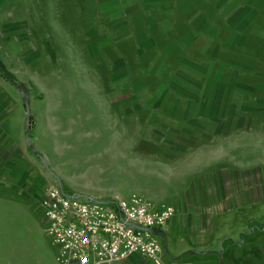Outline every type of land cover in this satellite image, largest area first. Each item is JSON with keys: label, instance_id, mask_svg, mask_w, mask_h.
Instances as JSON below:
<instances>
[{"label": "rangeland", "instance_id": "1", "mask_svg": "<svg viewBox=\"0 0 264 264\" xmlns=\"http://www.w3.org/2000/svg\"><path fill=\"white\" fill-rule=\"evenodd\" d=\"M95 2L0 0V59L27 88L29 113L34 116L29 138L50 169L63 183L69 176L75 183L98 184L112 195L117 192L119 197L129 198L132 193H137L156 204L175 205V194L182 192L196 175L226 164L231 167V172L237 170V192L241 195L238 204L231 209H241L237 221L241 222L242 231L250 233L253 227L248 224L264 223V49L260 47V52L253 53L242 45L237 50L243 52L232 55L234 65L226 61V66H231L225 71L227 78L223 85L211 89L209 96L219 93L224 100L220 102V111L236 110L237 117L225 118L226 135L216 129L212 120L206 129L213 131L209 133V140L179 158L178 173L175 174V168L160 164L154 155L137 148L138 144L155 140L152 131L160 119H150L145 113L149 110L122 113L124 121L130 122L129 133L122 124L117 126L116 118L114 126L110 125V110L114 109H109V95L120 89L121 85L113 84H124L113 76L111 64L113 56L128 58L123 48L129 44H126L124 32L116 27L112 29L111 23L105 22L109 19L108 14L97 12L99 7ZM97 28L108 32L109 37H99ZM252 45L257 47L255 43ZM235 68L237 85L229 79ZM130 72L129 83L122 88L131 93L138 92L134 89L138 78L135 65H131ZM138 88L143 89L141 93L149 94L152 90L173 92L171 99L176 92L169 85ZM0 100L3 112L9 110L5 106L8 100L12 102L11 108L15 103H22L18 89L1 75ZM167 104L165 112L169 111L172 102ZM211 106L206 109H214L217 102H211ZM47 110L55 114V119L58 116L61 122L69 125L61 129L48 124L47 118H42ZM155 111L160 112L159 109ZM11 119L14 120V116ZM166 120L175 126L183 123L178 117H167ZM137 121L138 127L133 125ZM90 123L92 126L87 128ZM82 126L86 128L82 129ZM148 129L150 133L146 132ZM194 133L199 134L196 129ZM0 135L2 165L7 164L6 160L10 161V156L14 158L25 150L34 163L29 174L39 182L36 189L28 191L25 187L19 197L14 196L19 189L0 186V264H52L55 248L44 229L39 201L45 183H56V180L25 145L22 135L18 142L9 141L5 134ZM164 151L170 152L169 146ZM173 153L182 155L185 151ZM21 163L25 169L30 165ZM230 171L227 175L233 176ZM96 174L97 178L94 177ZM44 175L49 179L41 180ZM9 182L11 184L10 179ZM226 187L228 189V182ZM65 189L70 190L67 185ZM79 198L86 197L80 195ZM236 236L241 240L238 233ZM166 239L169 250L172 249L171 241L177 244L180 240L179 236L169 235Z\"/></svg>", "mask_w": 264, "mask_h": 264}, {"label": "crops", "instance_id": "2", "mask_svg": "<svg viewBox=\"0 0 264 264\" xmlns=\"http://www.w3.org/2000/svg\"><path fill=\"white\" fill-rule=\"evenodd\" d=\"M95 3L99 7L97 12L108 14L109 19L105 22L111 23L109 25L112 29L116 27L124 32L126 44H129L123 48L128 58L113 56L111 64L113 76L121 79L124 84H113L121 85L120 89H115L109 95V109H114L110 110V125L114 126L113 120L116 118L117 126L122 124L129 133L130 122H126L128 119L124 121L122 113L149 110V113H145L150 119H160L158 125L154 126L156 129L152 131L155 140L144 145L138 144L137 148L154 155L153 158L160 164L175 168L177 174L179 158H184L187 151L196 150L204 141L209 140V133L213 131L206 129L212 120L216 129L226 135L225 118L237 117L236 110L230 109L227 113L223 109L220 111V94L212 93L209 96V91L224 84L227 78L225 71L231 68L226 66V61L229 60V64L234 65L232 55L241 51L237 47L244 45L253 53L260 52V47L264 49V0H96ZM96 31L99 37H109L108 32L104 33L98 28ZM252 43L257 44V47ZM132 64L135 65L138 77L137 88H134L138 92L134 93L122 88L129 83ZM229 79L237 85V69ZM241 80L239 83L244 84ZM158 85L173 87L176 90L173 98H170L173 92L152 90L149 94L146 91L141 93L143 89L138 88ZM168 102L172 104L169 111L165 112ZM211 102H217V106L206 109L212 107ZM1 103L2 100L0 134H5L9 141L17 142L22 135L27 146L23 138V104L15 103V107L11 108L12 102L8 100L5 106L9 110L3 112ZM156 109L160 112H156ZM43 114L42 118H47L48 124L52 126L65 129L69 125L68 122H61L58 116L56 121L55 114L48 110ZM12 116L14 120L11 119ZM167 117L182 118L183 123L181 126L172 125L167 122ZM42 123L46 125L45 121ZM107 123L108 116L105 124ZM133 125L140 126L138 121ZM91 126L90 123L87 128ZM195 129L199 134L194 133ZM146 132L150 133L149 129ZM1 137L0 135V139ZM167 146L170 152H163ZM174 151H185V154L178 155ZM8 159L10 161H5L8 165H2L0 155V186L19 189L18 193H14L15 197L22 195L25 187L28 191L36 189L39 182L29 174L34 163L28 153L24 150ZM22 161L30 164L27 169L20 166ZM230 168L226 164L216 165L207 173L196 175L182 192L175 194L176 212L162 229L169 237L179 236L177 244L175 241L170 242L172 254L187 252L179 259H171L163 253L164 264H264V226L261 223L248 224L253 228L246 234L241 229V222L237 221L238 210L241 209H231L238 204L241 192H237V170L233 169L231 172ZM227 171L233 173V176L227 175ZM37 172L42 175L38 169ZM239 175L241 178V174ZM66 177L63 183L58 176L63 189L72 194L97 200L119 197L117 192L112 195L98 184L84 185ZM94 177L97 178L98 175ZM45 178L46 175L41 180L44 181ZM65 184L70 190L65 189ZM237 233L242 237L241 240H237ZM220 248H223L221 255L216 252ZM191 249L199 252H189ZM147 263L150 261L133 253L114 264Z\"/></svg>", "mask_w": 264, "mask_h": 264}, {"label": "built area", "instance_id": "3", "mask_svg": "<svg viewBox=\"0 0 264 264\" xmlns=\"http://www.w3.org/2000/svg\"><path fill=\"white\" fill-rule=\"evenodd\" d=\"M39 204L55 248L52 264H114L133 253L164 264L161 241L147 228H163L176 212L174 204H156L137 193L111 200L81 199L50 182Z\"/></svg>", "mask_w": 264, "mask_h": 264}, {"label": "water", "instance_id": "4", "mask_svg": "<svg viewBox=\"0 0 264 264\" xmlns=\"http://www.w3.org/2000/svg\"><path fill=\"white\" fill-rule=\"evenodd\" d=\"M0 75L2 77H4L5 79H7L9 82H11V84L14 85L19 91V94H20V97L22 100V104H23V107H24L25 112H26L25 123H24V138H25V142H26L27 146L29 147V149H31V151L37 157H39V159L41 160L43 165L48 170H50V173L55 178L56 183L59 186H61V181L59 180L57 174L50 169V167L45 162V160H44L43 156L41 155V153L39 152V150H37L34 147L33 143L31 142V140L29 138V130L33 124V116L29 113V95H28V91H27L25 84L20 79H18L14 73H12L11 71H9L6 68L5 64L3 63V61L1 59H0ZM261 225L264 226V223H262ZM147 230L160 237L161 244L163 247V251L171 259H179L185 252H187V251H185L183 253H179L176 255L172 254L168 248V245H167V239H166L165 231L162 228L148 227ZM222 251H223V248L216 250V252H218L220 255L222 254ZM189 252H199V251L191 249Z\"/></svg>", "mask_w": 264, "mask_h": 264}, {"label": "flooded vegetation", "instance_id": "5", "mask_svg": "<svg viewBox=\"0 0 264 264\" xmlns=\"http://www.w3.org/2000/svg\"><path fill=\"white\" fill-rule=\"evenodd\" d=\"M47 177V176H46ZM48 178V177H47ZM49 179V178H48Z\"/></svg>", "mask_w": 264, "mask_h": 264}]
</instances>
